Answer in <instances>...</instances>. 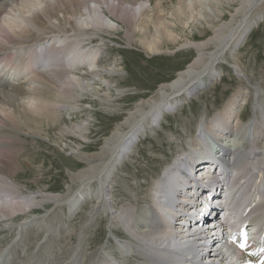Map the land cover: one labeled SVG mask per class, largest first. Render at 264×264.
<instances>
[{
	"label": "bare ground",
	"instance_id": "obj_1",
	"mask_svg": "<svg viewBox=\"0 0 264 264\" xmlns=\"http://www.w3.org/2000/svg\"><path fill=\"white\" fill-rule=\"evenodd\" d=\"M109 1L0 0V75H4L0 78V234L12 231L14 233V238L6 245L3 246L0 242V264H48L45 261L41 262V250L46 251L49 248L52 238L59 239L61 234L63 236L68 226L65 222L61 223L58 230L59 226L53 227L46 222L50 211L35 214L33 210L53 204L54 207L67 205L73 211L77 205L86 202H92V207L87 210L85 221L79 227L77 234L73 233L70 236L74 243L71 246L69 244L70 247L66 248L68 251H65V255L57 262L54 261V264H126L129 258H124V255L129 253H132L130 256L132 259L143 258L142 260H145L143 264H237V258L240 256L238 251H233L229 245H225L222 247V255L228 258L220 260L218 252L221 248L214 247L221 234L215 233L216 228H211L210 225L217 223L213 217L217 214L221 179L217 176L218 171L213 168L211 160L214 158V161L221 162L223 157L236 160L232 171L233 182L228 190L230 194L227 196V199L231 200L230 212L237 216L241 209L248 210V220L252 221L251 225L254 226L251 233L249 232V239L256 238L253 230H259V234L264 233V106L256 108L254 104L258 116L261 115L260 118L255 112V115L244 123L233 106L237 98L245 96L242 88L239 90L240 94H234L231 106L217 113L210 122H201L199 129L204 134V139L202 135H198L192 142L187 143L188 148L197 147L189 154L197 166L187 169L188 176L180 172L183 162L187 164V161L191 160L186 157L187 161H184L185 156L181 155L177 157L176 163L163 173L165 177L160 178L157 183L154 182V189L149 195L151 201L144 208L138 197H135L134 204L126 201L122 209L114 210L111 205L114 201L110 200V187L115 181V173L119 166L131 158L134 145L150 132L151 127H155L159 119L162 124L167 113L171 114L179 105L182 106L186 98L192 99L201 95L208 85L224 77L222 71L226 63L222 62L223 58L226 55L227 58L235 57L241 50H237L238 44L246 37L249 38L255 27L264 22V0H177L174 6L176 9L173 8V11L176 15L179 14V22L182 23V26H177L178 30L184 34L187 33L186 29L193 31L198 28L197 26L205 24L210 27L212 35L201 41L191 39L186 42L181 41L183 44L181 50L192 49L196 52L194 61H191L184 70L179 71L169 83L162 84L153 97L137 104L104 139V145L97 152L88 153L80 147L70 148V152L73 153L71 154L85 165L76 173H69L71 183L78 185L76 193L73 194L72 188L68 186L63 194L46 193L43 189H39L36 195L24 196L22 186L16 183L11 175L13 171L11 167L14 164L10 165L8 161L12 159L10 158L12 155L14 156L12 154L14 151L23 148V144L27 141L24 136L44 137V131L40 128L37 119L32 118L33 115L35 117L37 114L45 113V115L51 114L50 117L58 116L56 114L61 112L63 105L78 106L81 97L77 93L91 91L100 98L104 86L110 89L111 83L106 74H116L120 69L116 65H108L104 70L99 69L103 51L99 47L91 48L87 43L93 40L92 35L97 33L103 35L121 29L106 20L109 18L107 12L111 13L112 17H116L118 21H114L119 22L121 27L123 23L128 27V39L132 37V30L136 26L144 32L149 27L144 24H153L154 31L140 34L143 46L149 55L162 54L161 47L158 46V37L171 42L172 45H177V48L181 45L178 34L166 27L163 17L157 15L149 18L151 12L147 15L144 10L146 1L136 7V0H128L130 5L123 8L116 6L115 2L118 0H112V3ZM23 2L31 8L39 4L32 10L30 17L25 19L26 25L15 24L16 18L6 20L9 13L22 9L19 5ZM236 2H239L238 7L233 13L229 12L230 18L224 21L222 19L224 9ZM41 3H44L42 10L46 13L51 14L57 11L56 8H60L59 12L64 14L65 23L70 24L71 28L59 29L52 24L53 22L48 26L44 24L46 27L42 26V20L36 15L41 9ZM134 13H137L135 18ZM144 16L150 19L148 24L145 19L143 20ZM49 19L53 21L57 17L52 14ZM30 27L32 29L38 27L36 36L19 32V29ZM44 35L48 36L44 37ZM20 59L22 63H19ZM89 72L95 77L94 79L84 78L83 74L87 75ZM23 73L25 75H22ZM21 76L23 77L19 79L31 76L49 82L50 88L46 90L48 94L43 92V95L39 85H35L34 82L30 83H34L32 86H27L24 81L14 83L17 77ZM106 95L109 93L106 92ZM261 96L258 102L260 99L264 100ZM29 104H31L30 110L26 108ZM86 124L77 125L72 129L79 134V138L83 137L81 133L86 129ZM209 145L215 149L212 158L208 154ZM228 153L229 155H226ZM30 157L25 156L22 161L30 167L39 168L30 162ZM180 160L183 162L181 163ZM200 172L206 173L207 177L213 175V180L199 179ZM252 177L254 178L252 189H255L260 182L256 191L249 190ZM184 180L188 181V185L183 184ZM194 182L200 187L197 192L193 187L190 188ZM94 183L95 186L92 187ZM245 190L247 191L244 192ZM253 194H256L257 201H250ZM198 200H202V203L198 204ZM247 202L249 207L245 206ZM192 205H198L197 209L200 213L197 210L192 211ZM212 207H214L213 211H211ZM18 212L24 213L25 218L17 223L13 221V217ZM101 218H108L111 224H117L118 221L116 223L115 221L119 220L128 235L136 240L119 245L123 259L119 260L113 255L107 257L104 255V248L91 251L93 243H89L91 240L88 241L86 231L93 226L96 219ZM183 219L187 221L183 222ZM192 224L202 229L199 235H190ZM189 249L194 253L189 252ZM52 255L55 256L54 252ZM241 256L248 262L247 264H254L248 256L243 254Z\"/></svg>",
	"mask_w": 264,
	"mask_h": 264
},
{
	"label": "rangeland",
	"instance_id": "obj_2",
	"mask_svg": "<svg viewBox=\"0 0 264 264\" xmlns=\"http://www.w3.org/2000/svg\"><path fill=\"white\" fill-rule=\"evenodd\" d=\"M41 1L50 2L52 0ZM143 1L147 2H145L144 9L146 14L148 15V13L151 12L149 18L151 19L157 15L163 17L166 27L178 34L180 38L178 41H180L179 44L181 45L177 48V45H172L171 42H167L158 37V46L161 47L160 50L162 54L149 55L141 39L142 35L140 34H142L143 31L141 32L140 29L137 28L138 26H136V28L132 30V37L128 39V27L124 23L122 25L123 27H121L119 22L114 21L117 20L116 17H112V14L107 12L109 18H106V20L114 26H119L121 29H118L116 32L112 30L110 33L103 35H100V33L92 35L94 36L93 40L87 43H89V47H99L103 51V59L101 60L99 69L104 70L108 65H116L120 70L116 74H106L111 86L110 89L104 86L102 89L105 91L101 89L100 98L91 91L82 92V94L77 93V95L81 97L78 106L73 104L63 105L64 107L62 106L61 112L56 114L58 116L54 117L52 115L50 117L51 114L45 115V113H43L37 114L35 117L33 115L32 117V114H30L32 118L35 120L37 119L40 128L44 131V137L31 138L24 136L27 141L23 144V148L14 151V153H12L14 156L12 155V157H10L13 161L12 159L8 161L10 165H12V163L14 164L11 167L14 171L11 172V175L14 177V181L22 186V194L24 196L36 195L39 189H43L46 193L63 194L67 191L68 186L72 188L73 194L76 193L78 185L71 183L72 181L69 173H76L84 168L85 165L72 155L73 153L70 152V148L80 147L83 151L88 153L97 152L104 145V139L112 133L118 123L126 118L127 114L134 110L137 104H140V102L146 98L153 97L162 84L169 83L179 71L184 70L191 61H194L196 52L192 49L181 50L180 47L183 46L182 42H186L190 39L192 41H201L212 35L210 27L205 24L197 26L198 28L193 31L186 29L187 33L182 34V32L178 30L179 27H177L178 25L182 26V23L179 22L180 16L178 13L176 15L175 11H173V8L174 10L176 9L174 6L177 4V0H136V7ZM53 2L55 3V1ZM109 3H112V0H110ZM238 3L239 2H236L232 6L224 9V15L222 17L224 21L230 18L229 12L233 13L234 9L238 7ZM24 4L26 3H20L19 8L21 7L22 9L13 11L14 13H9L6 16V20L16 18L15 24L26 25V20L33 13L32 10L36 9L39 4L34 8H31L29 5H27L29 6L27 7ZM115 4L119 8L130 5L128 0H118ZM40 5L41 9L36 15L42 20V26H44V24L48 26L50 22H53L52 24L59 27V29L69 30L70 24L68 25L65 23L64 14L59 12L60 8H56L57 11L50 14L49 12H43L42 8L44 7V3ZM172 11L173 13H171ZM17 12L19 13L16 14ZM49 14H54L58 20L54 19L50 21ZM136 14L137 13L133 14L134 18ZM117 16H119L118 12ZM137 19L140 18L137 17ZM146 19V16H144L143 20L148 24V20L150 19H147V21ZM144 26H149L148 29L143 32L144 34L148 33L150 30H155V27L151 23L148 25L144 24ZM37 28L32 29V27H30L29 29H19V32L21 31L22 33H27L26 35L33 34L36 36ZM56 29L57 28H55V31H57ZM47 36L48 35H44V37ZM98 36H102V38L99 39ZM238 45L239 47L237 50H241L236 53L235 57L227 58L226 55L223 58L222 62L226 63L223 65V74H225V76L223 75L224 77L220 81L208 85L201 92L202 94L199 96L197 95L195 98L183 99L186 103L182 107H179L175 113L167 116L166 120H162V124L160 119L155 123L156 128L161 124V127H159L157 131L154 127H151L150 132L145 134L146 136L134 145L131 158L127 162H124L123 165L119 166L118 171L115 173V181L110 187V200H112V202L114 201L111 203L113 208H115L114 210L122 209L126 201H130L134 204L135 197H138L141 201L143 208L148 206L151 201L149 195L152 193L155 186L154 182L157 183L160 178H163V170L169 166H173L177 157H181V155L185 156L186 151L188 154L187 156H189L192 150L197 148L196 146L188 148L189 146L187 143L192 142L200 132L199 126L201 122H210V119H213L217 113L222 111L225 107L231 106L233 104L232 98L235 97L234 94H240L241 92L239 90H241V88L243 89L242 91L245 98H237L233 106L237 109L235 112L241 116L244 123L255 115L257 109H254V104L256 108H258L257 106H264V100L261 101L260 99L258 102V98H260L261 95V97H264V22L255 27L250 33L249 38L246 37ZM226 58L227 60L225 62ZM19 63H22L21 59ZM234 66L236 69H234ZM22 75L25 74L23 73ZM83 76L87 80L95 78L90 72L87 75L83 74ZM30 77L31 76H27L24 79H16L17 81L14 83H23L24 81L28 84L27 86H32L35 83V85H39L42 94L43 92L47 93L46 90L48 91V88H50L49 82L39 77H35L36 80L34 77ZM32 82L34 83L30 84ZM106 92H108L109 95H106ZM26 108L30 110L31 104ZM258 114L259 113L256 112L257 117L260 118L261 115L258 116ZM83 121L87 123L86 129L81 133L85 138H79V134L76 131L75 133L72 129L77 125L85 126ZM25 156H31L30 162L33 165L39 166V168H33L24 163L22 160ZM180 162L182 163L183 161L180 160ZM86 163L87 162H85V164ZM215 171L212 170V172ZM212 176L207 177L206 173H198L199 179L212 181L214 178ZM184 184L188 185L186 182ZM93 186H95V183L92 187ZM190 188H192V186ZM201 203L202 200H198V204ZM54 206L53 204H47L42 208L33 210L35 214H42L50 211L46 222L53 227L59 226L58 230L61 227V223L63 224L65 222V225L67 223L68 226L63 236L61 234L59 235V239L52 238L53 244L50 242V246L47 248L48 251L41 250V262L45 261V263L47 262L48 264H50V262L53 264L57 262L65 255V251H68L67 249L74 243V240L71 239L70 236L79 231V227H81L85 221L87 210H90L92 207V202H86L82 205L79 204L73 211H71L67 205L61 207ZM214 207H212L211 211H213ZM197 208L198 205L191 206L192 211L196 212L197 210V212H199ZM15 215L13 221L17 223L25 218L24 213L18 212V214ZM117 221V224H111L108 218L96 219L93 226L86 231L89 237L88 241L91 240L89 243H93L91 245V251L104 248L103 252L107 257L113 255L119 260L123 259L121 257L123 254L119 243L122 245L124 242H136V240L128 235L124 230V225L119 223V220H116L115 223ZM184 221L187 220L183 219V222ZM13 238V231L3 232L0 234L1 245H6ZM69 240L72 243H70ZM188 251L194 253L190 249ZM53 252L55 256L52 255ZM131 254L132 253L124 255V258H129L126 264H143L145 262L141 257H138L137 260L130 258ZM107 257H105L106 260ZM46 260H50V262Z\"/></svg>",
	"mask_w": 264,
	"mask_h": 264
},
{
	"label": "snow or ice",
	"instance_id": "obj_3",
	"mask_svg": "<svg viewBox=\"0 0 264 264\" xmlns=\"http://www.w3.org/2000/svg\"><path fill=\"white\" fill-rule=\"evenodd\" d=\"M244 245H241V247H243Z\"/></svg>",
	"mask_w": 264,
	"mask_h": 264
}]
</instances>
